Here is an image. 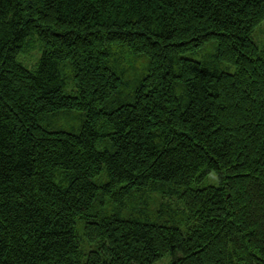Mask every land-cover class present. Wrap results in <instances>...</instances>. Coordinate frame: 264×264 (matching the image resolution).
Instances as JSON below:
<instances>
[{
    "label": "trees",
    "instance_id": "16d2710c",
    "mask_svg": "<svg viewBox=\"0 0 264 264\" xmlns=\"http://www.w3.org/2000/svg\"><path fill=\"white\" fill-rule=\"evenodd\" d=\"M263 21L264 0H0V264H264Z\"/></svg>",
    "mask_w": 264,
    "mask_h": 264
},
{
    "label": "rangeland",
    "instance_id": "374dc122",
    "mask_svg": "<svg viewBox=\"0 0 264 264\" xmlns=\"http://www.w3.org/2000/svg\"><path fill=\"white\" fill-rule=\"evenodd\" d=\"M252 38L260 49H264V21L255 30ZM213 53H214L213 44H208L205 47L196 49L193 53H190L187 56L188 58L196 60V61H203L204 59H210ZM40 55H41V50L37 46L32 45L29 48H27V50H24L23 52H21L17 59L21 65H23L29 70H33L36 67V64H37V61ZM220 69L226 72H231V73L234 72V69L227 65H221ZM66 84L67 85L64 88V92L68 94L69 86H72V84L69 81H67ZM99 149L102 150V146L99 147ZM204 185L217 186L218 185L217 178L213 174L207 175L204 178L203 182L201 183L200 187ZM180 254H181L180 251H175L171 253L170 255L160 260H157L153 264H169L171 261L179 257Z\"/></svg>",
    "mask_w": 264,
    "mask_h": 264
}]
</instances>
